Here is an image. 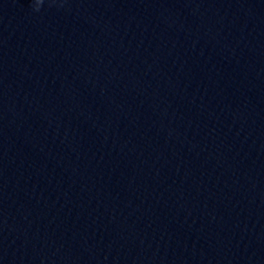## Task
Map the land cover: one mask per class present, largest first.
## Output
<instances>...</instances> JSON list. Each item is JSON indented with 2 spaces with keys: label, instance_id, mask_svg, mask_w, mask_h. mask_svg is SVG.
<instances>
[{
  "label": "clouds",
  "instance_id": "obj_1",
  "mask_svg": "<svg viewBox=\"0 0 264 264\" xmlns=\"http://www.w3.org/2000/svg\"><path fill=\"white\" fill-rule=\"evenodd\" d=\"M42 3V0H36V8H39V5Z\"/></svg>",
  "mask_w": 264,
  "mask_h": 264
}]
</instances>
